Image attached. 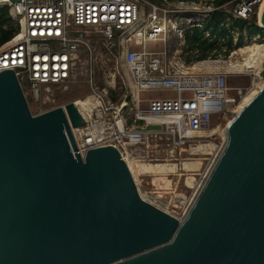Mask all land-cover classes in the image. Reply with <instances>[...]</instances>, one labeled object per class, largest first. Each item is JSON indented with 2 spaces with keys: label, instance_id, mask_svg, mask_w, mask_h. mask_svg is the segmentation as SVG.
I'll return each mask as SVG.
<instances>
[{
  "label": "water",
  "instance_id": "1",
  "mask_svg": "<svg viewBox=\"0 0 264 264\" xmlns=\"http://www.w3.org/2000/svg\"><path fill=\"white\" fill-rule=\"evenodd\" d=\"M84 125L74 102L32 114L0 73V264H264V86L182 220L141 198L114 146L82 158Z\"/></svg>",
  "mask_w": 264,
  "mask_h": 264
},
{
  "label": "built area",
  "instance_id": "2",
  "mask_svg": "<svg viewBox=\"0 0 264 264\" xmlns=\"http://www.w3.org/2000/svg\"><path fill=\"white\" fill-rule=\"evenodd\" d=\"M0 1V9L6 8L15 24L12 36L0 44V73H15L28 105L30 102L36 106V114L55 108L51 88L66 91L76 82L85 64L83 55L98 48L114 64L102 77L100 87L85 69L90 95L84 99H91L90 114L84 119L85 125L73 133L82 158L91 149L114 146L126 164L133 158L145 162V143L160 138L170 149L168 158L162 161L177 160L183 152L176 153V149L188 146L189 154L191 148L206 145L214 135L210 129L212 118L234 103L228 96L231 88L227 76L231 73L211 65L220 62L215 60L220 55L196 61L197 52L190 51V64L186 65L178 55L170 58L164 51L155 52L145 46L150 41L164 43L169 33L178 30L186 33L199 29L204 38H211L203 27L214 11L211 0L205 15L187 27H181L182 18L195 9L194 0ZM260 2L240 0L233 17L246 19ZM229 20L226 18L221 26L227 27ZM230 36L232 45H236L238 31H231ZM246 39V44H258L260 40L264 45V31ZM216 44L224 54V40L217 38ZM194 67L197 69L192 71ZM151 90L172 96L148 99L145 106L141 96ZM235 91L240 98L242 89ZM148 126H158L159 130H147ZM141 198L175 218L184 204L179 198L168 202ZM186 209L178 218L186 216Z\"/></svg>",
  "mask_w": 264,
  "mask_h": 264
},
{
  "label": "rangeland",
  "instance_id": "3",
  "mask_svg": "<svg viewBox=\"0 0 264 264\" xmlns=\"http://www.w3.org/2000/svg\"><path fill=\"white\" fill-rule=\"evenodd\" d=\"M195 1V9L191 10L189 15L185 18H182L183 25L181 27H187L190 26L192 22L199 19L200 17H203L205 15V11L210 6L209 0H194ZM263 2V0H262ZM260 2L257 6V13L259 11V8L262 4ZM235 7H233L234 9ZM226 13L232 12L227 6L222 8ZM258 15V14H257ZM208 16V15H207ZM248 16L246 19L250 18ZM191 22V23H190ZM184 31H176L175 33H169L165 39L164 43H161L159 41H150L146 43L147 49H152L155 52H161L164 51L168 57H173L174 55H178L181 57V60L186 63V65L190 64L191 59H189L190 52H186L183 48V36ZM162 35L159 36L161 38ZM245 33L243 34L242 43L239 45L238 41L235 42V50L230 53L229 56L224 57V54L219 53V57H216L215 60H219L220 63H226L230 61H235L236 59H240V55L236 54V52L239 50L240 47L245 45L248 40L246 39ZM232 39V38H231ZM115 42L118 41L117 38L114 40ZM155 42V43H154ZM233 42V39H232ZM258 44H261V41H257ZM248 45V44H247ZM138 50H141V47H137ZM225 49V47H224ZM83 64L82 68L80 69V74L78 75V78L74 84H72L66 91L62 88H51L50 90V96L52 99V106H64L67 103L74 102L76 100H82L85 97H88L90 95V85L87 82L85 69L87 67L89 74H91L93 81L97 86H101L104 83L103 76H107L111 67L114 66L110 60H107L105 56L101 54L98 48L93 49L91 54H85L81 57ZM189 61V62H188ZM87 62V63H86ZM224 70V69H222ZM226 71V70H225ZM227 72V71H226ZM260 77L262 80H264V68L260 72ZM254 79V76L251 72H244L242 74H231L230 76H227V84L228 87L231 88L230 92L228 93L229 98L234 99V103L227 106V110L212 118L210 129L215 130L217 128H221L220 130H224L227 126V123L233 119L235 116L234 108L236 107L239 99L244 96L248 90L251 87L252 81ZM241 88L242 94L240 95V98L237 97L235 89ZM233 89V90H232ZM172 96V94L162 91H156L151 90L149 92H146L141 97L145 99V106L146 101L151 98H157V97H168ZM29 108L31 110L32 114H36V106H34L32 103L29 102ZM214 132V131H213ZM214 134V133H213ZM218 136L217 134H214L213 137L209 142H211L214 146V150L212 151V154L208 156H191L190 151L188 154V146H183V148L176 149L175 152H183L182 156L180 158L177 157V160H174L177 162V164L180 161H185V159H191V158H201L202 165L200 166V169L198 172H196L195 178V185L194 188H188L184 185L185 178L183 176H178V174L175 176V174H171L168 176V179L170 180V188L169 190H165L164 188H159L156 184H154L153 180L154 178L148 174H143L138 177V184L137 190L140 192L139 194L142 195H149V196H158L159 199L168 202L169 200H175V198L181 199L184 204L182 208L178 211H176L177 214L176 217L178 220H182L184 218H178L182 217V211L185 210V215L188 212L189 208L193 204V200L197 197L198 193L200 192L201 188L203 187L206 179L208 178L209 172L212 170L218 156L221 154V150H223V146L225 145L222 137ZM208 142V143H209ZM206 143V144H208ZM145 162H148V159H154L157 161H162L166 158H168V155L170 154V149L166 146V142L163 139L160 138H151L148 143H145ZM173 150V149H172ZM173 161V160H172ZM163 162V161H162ZM157 163V162H153ZM207 177V178H206ZM198 186V187H197ZM156 187V188H155ZM197 187V188H196ZM173 189V190H172ZM160 191V192H159ZM157 192V193H156ZM155 193V194H153ZM178 196V197H177ZM173 198V199H172ZM169 212V211H167Z\"/></svg>",
  "mask_w": 264,
  "mask_h": 264
},
{
  "label": "bare ground",
  "instance_id": "4",
  "mask_svg": "<svg viewBox=\"0 0 264 264\" xmlns=\"http://www.w3.org/2000/svg\"><path fill=\"white\" fill-rule=\"evenodd\" d=\"M2 2H4V1H2ZM263 6H264V0H263L261 6L259 8L258 17L260 16V13H261ZM236 54L240 55L239 60L236 59L235 61L232 60V61H230V62L228 61L226 63L216 62V63L211 64L213 68L224 69L227 71V73L242 74L244 72L249 71L254 76V79L252 81L250 89L248 90V92L244 96H242L239 99L236 107L234 108L235 116L259 93L260 89L264 86V80H262L260 77V72L263 70L262 63L264 61V45L254 44V43H252V44L250 43L248 45L245 44L239 48V50L236 52ZM196 69H197V67H194L191 70L195 71ZM132 89L135 93V88L132 87ZM90 101H91V99H87V98L84 100L74 101L76 108L78 109L79 113L81 114V116L84 119L87 118V116L90 114V112H89ZM156 120L159 121L160 119L157 118ZM220 129L217 128V129L213 130L214 131L213 133L217 134L218 136H221L224 143H226V141H227L226 128L222 131ZM72 132L76 133V129H73ZM213 150H214V146L211 142H209L206 145H198L195 148H191L190 149V155L192 153L191 156H208V155L212 154ZM202 160L203 159H201V158H191V159H185V161H180L177 164V162L174 160L173 161L172 160H166L163 162L149 163V162H141L140 160L133 158V159L127 160V167H128V169H129V171H130V173H131L136 184H138V177L140 175L148 174L154 178L153 182L158 187L160 186L159 188H161V189L164 188L165 190H167V189L169 190L170 186H172V185H170V180L168 179V176L171 174H175V176H176L178 174V176H183L185 178L184 185L190 189V188H194V185H195L194 176H196V172L199 171L200 166L202 165ZM210 172H209V174H210ZM153 194H155V193H153ZM141 196L144 199L148 198L150 200V202H154V200H158L160 198L159 195L151 197V196H148L147 194H145V195L141 194Z\"/></svg>",
  "mask_w": 264,
  "mask_h": 264
},
{
  "label": "trees",
  "instance_id": "5",
  "mask_svg": "<svg viewBox=\"0 0 264 264\" xmlns=\"http://www.w3.org/2000/svg\"><path fill=\"white\" fill-rule=\"evenodd\" d=\"M175 1V0H169ZM249 1V0H246ZM240 3V0H211V4L214 11L210 13L207 22L203 25L211 35V38H204L201 30L193 29L187 31L184 36V50L186 52H197L196 61L205 60L208 57L214 58L221 52L220 46L216 44L217 38L224 40V46L226 47L224 57L230 55L235 50V46L232 45L230 32L237 30L240 34L239 45L242 43L243 34L245 33L247 38H253L257 35H262L263 30L257 25V6L254 7L252 16L248 19L234 18L233 11L226 13L222 8L227 6L231 10L236 4ZM226 18H229L228 26H221L225 24ZM15 31V24L8 15L6 8L0 9V44L8 40ZM214 52L213 55H211ZM190 61V60H189ZM188 61V62H189Z\"/></svg>",
  "mask_w": 264,
  "mask_h": 264
},
{
  "label": "clouds",
  "instance_id": "6",
  "mask_svg": "<svg viewBox=\"0 0 264 264\" xmlns=\"http://www.w3.org/2000/svg\"><path fill=\"white\" fill-rule=\"evenodd\" d=\"M257 14H258V13H257ZM257 16H258V15H257ZM261 29H262V28H261ZM262 30L264 31V29H262ZM262 33H263V32H262ZM260 35H261V34H260ZM254 37H255V36H254ZM248 39H249V38H248ZM250 39H251V38H250ZM250 39H249V40H250Z\"/></svg>",
  "mask_w": 264,
  "mask_h": 264
}]
</instances>
